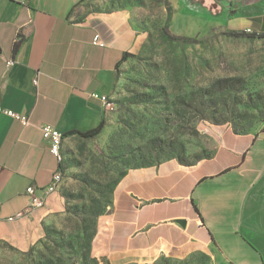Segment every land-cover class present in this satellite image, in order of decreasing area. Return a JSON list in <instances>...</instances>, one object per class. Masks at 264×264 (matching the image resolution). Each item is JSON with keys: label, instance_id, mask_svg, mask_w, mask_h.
Instances as JSON below:
<instances>
[{"label": "crops", "instance_id": "1", "mask_svg": "<svg viewBox=\"0 0 264 264\" xmlns=\"http://www.w3.org/2000/svg\"><path fill=\"white\" fill-rule=\"evenodd\" d=\"M170 1L178 33H264V0ZM82 2L0 0V109L32 120L23 125L0 110V221L25 213L27 188L41 193L61 168L39 124L64 134L97 127L102 97L142 42L129 10L85 15ZM190 244L215 248L224 264H264V129L226 127L213 155L198 165L167 162L128 184L95 252L125 261Z\"/></svg>", "mask_w": 264, "mask_h": 264}, {"label": "rangeland", "instance_id": "2", "mask_svg": "<svg viewBox=\"0 0 264 264\" xmlns=\"http://www.w3.org/2000/svg\"><path fill=\"white\" fill-rule=\"evenodd\" d=\"M82 4L85 15L129 10L142 42L102 101L103 130L65 139L57 190L32 216L0 221V264H224L218 250L201 244L154 248L125 261L97 255L95 244L128 184L167 162L198 165L213 155L226 127L264 129V33L230 36L211 28L192 36L171 21L174 34L204 40L183 43L164 31L166 0Z\"/></svg>", "mask_w": 264, "mask_h": 264}, {"label": "built area", "instance_id": "3", "mask_svg": "<svg viewBox=\"0 0 264 264\" xmlns=\"http://www.w3.org/2000/svg\"><path fill=\"white\" fill-rule=\"evenodd\" d=\"M15 60H9L7 64L9 66L13 65ZM38 79H35V84H37ZM102 100H106V96L102 97ZM4 113L12 116L13 118L19 120L23 125H30L32 124V120L29 116L18 114L10 109H0ZM39 127L42 131L43 138L50 146L51 152L56 156V146L57 143L61 140L62 136L64 135L59 129L54 127L52 124L49 123H41ZM62 168H59L53 175L52 182L48 187L42 189L41 193H38L37 188L35 186H30L27 188V194L29 198V205L27 211L25 213H20L17 217H10V220H15L17 218H22L29 213H32L36 208H40L45 205L47 197L52 194L55 190V183L56 178H60L63 174Z\"/></svg>", "mask_w": 264, "mask_h": 264}, {"label": "trees", "instance_id": "4", "mask_svg": "<svg viewBox=\"0 0 264 264\" xmlns=\"http://www.w3.org/2000/svg\"><path fill=\"white\" fill-rule=\"evenodd\" d=\"M166 1H167V19H166V22H165V25H164L165 33L170 38H172V39H174L176 41H181L183 43H201L202 41H204L203 39H199L197 37L177 35V34H174L170 30V24H171V21H172L173 8L169 4V0H166ZM228 34L230 36H244L246 34H257V35H259V33H256V32H253V31H247V30H245L244 32H230ZM127 56H128V53H127ZM104 126H105L104 121H101V123L95 128H92V129H89V130H86V131L73 130L71 132H68V133L64 134V136L66 137V136H69V135H72V134H80L83 137H93V136L99 134L103 130ZM61 168L63 170V164H61ZM62 177H63V174H62Z\"/></svg>", "mask_w": 264, "mask_h": 264}, {"label": "bare ground", "instance_id": "5", "mask_svg": "<svg viewBox=\"0 0 264 264\" xmlns=\"http://www.w3.org/2000/svg\"><path fill=\"white\" fill-rule=\"evenodd\" d=\"M248 31H251V29H249ZM63 142H64V137L62 136L61 140L57 143L56 146V156L58 157L60 162H63L64 156H63ZM62 175L60 178H56V183H55V190H57V188L59 187V185L62 182Z\"/></svg>", "mask_w": 264, "mask_h": 264}]
</instances>
